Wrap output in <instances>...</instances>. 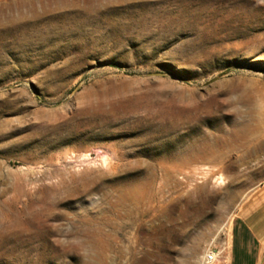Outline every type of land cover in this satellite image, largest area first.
Returning <instances> with one entry per match:
<instances>
[{
  "label": "rangeland",
  "instance_id": "obj_1",
  "mask_svg": "<svg viewBox=\"0 0 264 264\" xmlns=\"http://www.w3.org/2000/svg\"><path fill=\"white\" fill-rule=\"evenodd\" d=\"M263 184L264 0H0V264H227Z\"/></svg>",
  "mask_w": 264,
  "mask_h": 264
},
{
  "label": "crops",
  "instance_id": "obj_2",
  "mask_svg": "<svg viewBox=\"0 0 264 264\" xmlns=\"http://www.w3.org/2000/svg\"><path fill=\"white\" fill-rule=\"evenodd\" d=\"M264 257V184L245 201L234 220L227 264H260Z\"/></svg>",
  "mask_w": 264,
  "mask_h": 264
},
{
  "label": "built area",
  "instance_id": "obj_3",
  "mask_svg": "<svg viewBox=\"0 0 264 264\" xmlns=\"http://www.w3.org/2000/svg\"><path fill=\"white\" fill-rule=\"evenodd\" d=\"M217 260L218 255L214 251H210L205 261L207 264H214Z\"/></svg>",
  "mask_w": 264,
  "mask_h": 264
},
{
  "label": "bare ground",
  "instance_id": "obj_4",
  "mask_svg": "<svg viewBox=\"0 0 264 264\" xmlns=\"http://www.w3.org/2000/svg\"><path fill=\"white\" fill-rule=\"evenodd\" d=\"M207 256H208V255H206V257H207ZM206 257H205V258H206Z\"/></svg>",
  "mask_w": 264,
  "mask_h": 264
}]
</instances>
